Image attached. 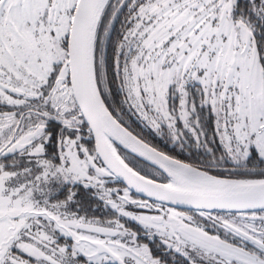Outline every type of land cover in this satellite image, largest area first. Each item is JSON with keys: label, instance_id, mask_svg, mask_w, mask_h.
<instances>
[{"label": "snow or ice", "instance_id": "6c2138e0", "mask_svg": "<svg viewBox=\"0 0 264 264\" xmlns=\"http://www.w3.org/2000/svg\"><path fill=\"white\" fill-rule=\"evenodd\" d=\"M0 264H264V0H0Z\"/></svg>", "mask_w": 264, "mask_h": 264}, {"label": "trees", "instance_id": "16d2710c", "mask_svg": "<svg viewBox=\"0 0 264 264\" xmlns=\"http://www.w3.org/2000/svg\"><path fill=\"white\" fill-rule=\"evenodd\" d=\"M154 142H156V141H154ZM97 214H100V213H97Z\"/></svg>", "mask_w": 264, "mask_h": 264}]
</instances>
